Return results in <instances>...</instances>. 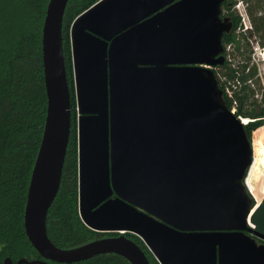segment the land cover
<instances>
[{
	"label": "water",
	"instance_id": "1",
	"mask_svg": "<svg viewBox=\"0 0 264 264\" xmlns=\"http://www.w3.org/2000/svg\"><path fill=\"white\" fill-rule=\"evenodd\" d=\"M68 1H47L40 36L46 112L22 223L39 258L2 264L110 254L150 264L122 234L73 248L47 235L71 128L61 36ZM223 1L98 0L70 26L79 218L91 231L135 234L158 264H264V198L253 208L243 184L252 137L212 69L224 63L232 28L220 17Z\"/></svg>",
	"mask_w": 264,
	"mask_h": 264
},
{
	"label": "trees",
	"instance_id": "2",
	"mask_svg": "<svg viewBox=\"0 0 264 264\" xmlns=\"http://www.w3.org/2000/svg\"><path fill=\"white\" fill-rule=\"evenodd\" d=\"M48 0H0V264L10 258H39L27 241L24 232L23 213L30 172L39 148L43 121L46 112V98L43 87L41 64V28ZM98 0H69L62 21L63 55L65 71L70 74L67 27L72 20ZM225 6L232 20V28L223 33L222 46L235 44L234 53L243 54L235 30L240 17L233 12L234 3ZM262 1L251 0L246 12L253 23L252 30L264 43V14H258ZM252 7V9L250 8ZM245 52V51H244ZM223 80L214 72L222 90L223 100L230 108L224 95L225 86H236L234 96L238 101L236 115L249 118L244 125L251 140L252 133L264 125V111L254 99L255 90L248 80L256 83V69L247 60L230 67L225 51ZM236 56V55H235ZM238 82V84H236ZM70 89V88H69ZM72 94V89H70ZM250 99V100H249ZM249 100L250 102H248ZM264 95L261 98V104ZM249 104L251 109L245 108ZM72 108V95L70 100ZM257 107V108H255ZM72 110V109H71ZM74 112L71 111V128L62 177L58 193L49 207L46 218L47 235L58 248H73L91 242L96 232L82 224L77 207V174L74 140ZM151 264H157L150 258ZM80 264H129L117 255L94 256Z\"/></svg>",
	"mask_w": 264,
	"mask_h": 264
},
{
	"label": "rangeland",
	"instance_id": "3",
	"mask_svg": "<svg viewBox=\"0 0 264 264\" xmlns=\"http://www.w3.org/2000/svg\"><path fill=\"white\" fill-rule=\"evenodd\" d=\"M260 1H262V3H261L262 8L258 10V14H264V0H260ZM232 2L234 3L233 12L237 16L240 17V21H241V25L239 24V27L235 30L234 33H236V35H237V42H239V46L241 47L243 54H240V55L235 54L234 53L235 51L233 50L235 44H232V45H230V47L226 46V49H225L226 54H227L226 56H227L228 63L230 65V67L236 66L238 62L240 63V61L242 63L243 61L247 60V58H248L249 59L248 65L250 67L254 68L253 65H251V61H253L252 58H254L255 62L258 64V66L261 68V70H263L262 71V78L263 79L260 80L258 78L256 80V83L254 81H252V83L254 84V86H252V88L255 90L254 99L257 100L258 109H259L260 105L262 106L261 100H260L261 91L264 90V43H261V39L259 38V36L256 33H253L252 28H248V30L244 29V24L242 22V16L240 15V14H243L244 12L247 16V18L245 19L246 25L247 26L250 25L251 27L253 26V23L250 20V17L247 15V12H246L247 6H248V4H250L251 0H232ZM236 5H238V6L240 5L239 10L236 9ZM250 8L252 9L251 6H250ZM70 26H71V24H69V26L67 27L69 55H70V38H69ZM253 28H254V26H253ZM70 60H71V55H70ZM69 72H70V74H69V76L67 74V79H68L69 88L72 89V94H71L72 95V110L71 111L74 112V119H73L72 123H74V125H75L72 133L74 134V140L76 141L75 157H76V174L78 176V173H77V140H76V135H77V123H76L77 106H76V101H75V89H74V83H73L72 61L70 62ZM216 72L218 73V77H220L221 80H223V76H222L223 70L218 68L216 70ZM255 95L257 96V98L255 97ZM249 100H247V101L250 102ZM248 102H247V104L244 105V107L251 109ZM255 108H257V107H255ZM241 118H246V117H241ZM248 169L250 170V167ZM259 177H261V176L258 175L256 177H254L253 182H254V184L258 185V187L260 188L262 186L261 185L262 181H261V178H259ZM76 185H77V183H76ZM77 192H78V190H77ZM77 199H78V197H77ZM157 264H158V262H157Z\"/></svg>",
	"mask_w": 264,
	"mask_h": 264
},
{
	"label": "bare ground",
	"instance_id": "4",
	"mask_svg": "<svg viewBox=\"0 0 264 264\" xmlns=\"http://www.w3.org/2000/svg\"><path fill=\"white\" fill-rule=\"evenodd\" d=\"M250 119L243 118V123H248ZM252 147H253V161L250 165V170L246 178V186L255 199L257 204L261 203V199L264 198V125L260 126L258 129L252 133ZM261 176V187L254 184L253 178L256 176Z\"/></svg>",
	"mask_w": 264,
	"mask_h": 264
},
{
	"label": "built area",
	"instance_id": "5",
	"mask_svg": "<svg viewBox=\"0 0 264 264\" xmlns=\"http://www.w3.org/2000/svg\"><path fill=\"white\" fill-rule=\"evenodd\" d=\"M240 6V5H239ZM239 6L238 5H236V9H238L239 10ZM241 16H242V22H243V24H244V29L246 30H248V28H251V26L249 25V26H247L246 25V18H247V16H246V14H245V12L243 13V14H240ZM246 17H245V16ZM263 58V57H262ZM252 60L253 61H251V65H253V67L256 69V80L259 78L260 80L261 79H263L262 78V71L263 70H261V68L258 66V64L255 62V59L254 58H252ZM255 63V64H254ZM247 83L248 84H250L251 86H254V84L252 83V81L251 80H248L247 81ZM236 84H238V82H236ZM235 88H236V86L235 85H233L232 86V88L230 87V86H225V88H224V95H225V98H226V100L227 101H229V104H230V108H229V111L232 113V114H234L237 118H239L241 121H242V119L243 118H241V116H238V115H236V112H237V107H238V101H236V99H235V96H234V90H235ZM264 95V90L263 91H261V96H260V100H261V98H262V96ZM222 96H223V94H222ZM255 97L257 98V96L255 95ZM262 108H263V111H264V101L262 102ZM251 121V120H250ZM244 125L245 124H247V123H243ZM247 175H248V173H247ZM247 175H246V177H245V179H244V182H243V184L246 186V178H247ZM246 189H247V192H248V194H249V196H250V198H251V200H252V202H253V208H255L256 206H258L259 204H257V202H255V199L252 197V195H251V193H250V191H249V189H248V186H246ZM262 200V199H261Z\"/></svg>",
	"mask_w": 264,
	"mask_h": 264
},
{
	"label": "flooded vegetation",
	"instance_id": "6",
	"mask_svg": "<svg viewBox=\"0 0 264 264\" xmlns=\"http://www.w3.org/2000/svg\"><path fill=\"white\" fill-rule=\"evenodd\" d=\"M225 6H227V7L231 6V2H229L227 0H224L222 2L220 17L221 18L228 17L230 19V21H231V24H232L231 17L228 15L227 11L225 10ZM240 25H241V21H240ZM223 51H224V48H223ZM224 53H225V51L223 52V55L225 57V54ZM224 62H225V60H224ZM218 68H219V66L212 67V69L214 70L215 73H216V70ZM114 197H115V193H113L111 195V198H114ZM96 233H97L96 234V238H106V237L107 238H110V237H115V236H119V235L122 234L126 239L128 238V239L132 240L134 243H136V245L141 249V251L143 252V254H145V256H147L150 264H151L150 258L151 257L154 258V256H152L151 253L149 252V250L146 247L145 243H143V241L141 239H139L135 234H133L131 232H127V233L126 232H123L122 233V232H117V231H110L108 233H104V232H96ZM257 243L261 244L262 242L257 239ZM111 255H114V254H111ZM98 256H100V255H98Z\"/></svg>",
	"mask_w": 264,
	"mask_h": 264
}]
</instances>
